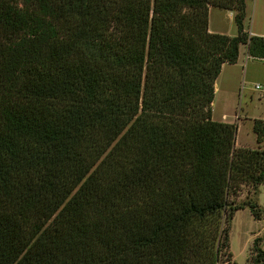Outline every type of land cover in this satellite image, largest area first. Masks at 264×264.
<instances>
[{
	"label": "trees",
	"instance_id": "1",
	"mask_svg": "<svg viewBox=\"0 0 264 264\" xmlns=\"http://www.w3.org/2000/svg\"><path fill=\"white\" fill-rule=\"evenodd\" d=\"M245 2L0 0V264H236L234 213H262L228 197L264 185V121L236 148L211 107L241 46L264 59Z\"/></svg>",
	"mask_w": 264,
	"mask_h": 264
},
{
	"label": "rangeland",
	"instance_id": "2",
	"mask_svg": "<svg viewBox=\"0 0 264 264\" xmlns=\"http://www.w3.org/2000/svg\"><path fill=\"white\" fill-rule=\"evenodd\" d=\"M244 29L247 32L253 29L264 28V17L255 9L254 0H246ZM234 13V12H233ZM209 27L229 37L237 35V28L231 11L212 9L209 11ZM241 60L236 67L226 65L217 81L212 103L213 118L218 121L233 122L240 126L238 141L251 147L256 146L252 131L254 120L264 119V64L258 59H250L245 70L243 61L246 54L245 47L241 46ZM259 85L260 90L254 86ZM239 121L236 120L237 117ZM225 118V119H223ZM232 123V124H233ZM264 143V142H263ZM264 148V144L262 145ZM256 202L262 213V219L254 220L249 209L238 210L231 220L229 244L233 261L236 264H248L247 259L252 242L255 238H263L264 233L258 231L264 222V190L259 201L252 193V188L243 186L238 196L230 195L229 203L239 205L243 202ZM264 251V250H263ZM226 264V263H224Z\"/></svg>",
	"mask_w": 264,
	"mask_h": 264
},
{
	"label": "crops",
	"instance_id": "3",
	"mask_svg": "<svg viewBox=\"0 0 264 264\" xmlns=\"http://www.w3.org/2000/svg\"><path fill=\"white\" fill-rule=\"evenodd\" d=\"M254 1H255V9L258 11V14H259L260 16L262 15V16L264 17V0H254ZM245 9H246V4H245ZM211 10H212V9H211ZM231 13H232L233 18H234V13H233V12H231ZM208 29H209V32H210V33H215V34H221V35H224V34L221 33V32L213 31L209 26H208ZM244 30H245V29H244ZM247 34H248L250 37H258V38H262V39H263V38H264V28H263V29H253V27H250L249 30L247 31ZM263 40H264V39H263ZM244 47H245L246 54H245V57H244V61H243V69H242V70H245L246 67H247V63H248V61H249L250 59H253V58H251V57L248 55V53H247V47H246V46H244ZM240 48H241V47H240ZM240 60H241V51H240V49H239V57H238V59H237L236 64H233V65L224 64V65L222 66V68H221V72H220L219 76L217 77V79H216V81H215L214 92H216V89H217V86H216L217 81H218L219 77L222 75L223 70L225 69L226 65L232 67V69H233L234 67H236V66L238 65V63L240 62ZM236 117H237V116H236ZM212 119H213L214 121H216V120L213 118V112H212ZM223 119H225V118H223ZM225 120H226V119H225ZM236 120L239 121V118L237 117ZM258 120H263V121H264V119H258ZM218 122L229 123V124H232V123H233V122H227V121H222V120H218ZM252 126H253V124H252ZM239 128H240V126L237 124V134H236V140H235V147H236V148L251 149V150H255V149H257V148H258V145H257V142H256V136H255V134H254V136H255L256 146H254V147H251V146L246 145V144H242V143H240V142L238 141V132H239ZM262 148H263V146H262ZM263 190H264V185H260V186L257 188V192H256L255 197H256V199H257L258 201H259V196L261 195V193H262ZM257 222H259V221H257ZM260 223H262V225H261V227H260V230L258 231V235L261 234V233H264V222H260ZM263 250H264V246H263Z\"/></svg>",
	"mask_w": 264,
	"mask_h": 264
},
{
	"label": "built area",
	"instance_id": "4",
	"mask_svg": "<svg viewBox=\"0 0 264 264\" xmlns=\"http://www.w3.org/2000/svg\"><path fill=\"white\" fill-rule=\"evenodd\" d=\"M264 39V38H263ZM264 64V59H259ZM255 90H260L261 87L259 85L254 86Z\"/></svg>",
	"mask_w": 264,
	"mask_h": 264
},
{
	"label": "water",
	"instance_id": "5",
	"mask_svg": "<svg viewBox=\"0 0 264 264\" xmlns=\"http://www.w3.org/2000/svg\"><path fill=\"white\" fill-rule=\"evenodd\" d=\"M231 12H234V10H232Z\"/></svg>",
	"mask_w": 264,
	"mask_h": 264
}]
</instances>
